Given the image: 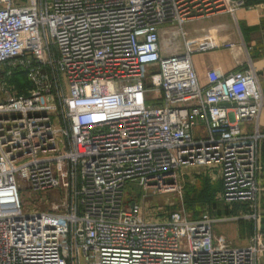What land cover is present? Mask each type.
Wrapping results in <instances>:
<instances>
[{
    "label": "built area",
    "instance_id": "1",
    "mask_svg": "<svg viewBox=\"0 0 264 264\" xmlns=\"http://www.w3.org/2000/svg\"><path fill=\"white\" fill-rule=\"evenodd\" d=\"M241 4L0 0V65L25 64L36 85L0 104V264H259L264 135L244 128L264 107L257 73L213 68L201 83L190 61L199 47L161 50L168 25L184 36V24ZM57 81L66 143L50 120L56 102L44 93ZM210 163L220 200L250 207L246 246L213 231L237 218L174 212L146 222L125 197L128 183L173 190L181 166ZM19 187L46 208L23 211Z\"/></svg>",
    "mask_w": 264,
    "mask_h": 264
},
{
    "label": "rangeland",
    "instance_id": "2",
    "mask_svg": "<svg viewBox=\"0 0 264 264\" xmlns=\"http://www.w3.org/2000/svg\"><path fill=\"white\" fill-rule=\"evenodd\" d=\"M27 1L15 0L17 4H25ZM34 83L29 77V69L25 64L20 65L19 61H13L7 65H0V104L19 96H29L35 90ZM64 90V82L61 86L57 81L56 86L47 87L44 93L50 94L56 102L57 110L50 115V120L54 127L60 130L58 133L60 141L66 143L65 132L68 127L61 112V95ZM254 130L255 127L250 129V131ZM17 183L21 185L18 179ZM220 193L219 171L211 163L181 166L177 171L175 190L171 192L143 189L130 183L124 189L126 199L135 201L141 206L143 219L146 222H164L174 212H180L190 219H197L203 215L237 218L216 223L213 231L217 237L223 236L228 244L237 247L246 246L253 226V222L245 218L250 213V207L246 204H224L220 200ZM19 196L23 211H30L33 207L42 210L46 208V205L39 204V198L32 196L25 187H19ZM262 243H264L263 232ZM259 264H264V253L259 255Z\"/></svg>",
    "mask_w": 264,
    "mask_h": 264
},
{
    "label": "crops",
    "instance_id": "3",
    "mask_svg": "<svg viewBox=\"0 0 264 264\" xmlns=\"http://www.w3.org/2000/svg\"><path fill=\"white\" fill-rule=\"evenodd\" d=\"M238 1L242 4L233 5L232 13L224 11L184 24V36L176 33V25H168L166 28L170 32L161 34V50L164 54L180 53L187 43L199 47V51L190 55V61L201 83L205 82L206 72L213 68L227 73L252 67L264 97V0H232V3ZM225 44L232 47H225ZM256 125L264 135V107L256 122L245 128L250 131ZM259 163V200L263 206L264 138L259 147Z\"/></svg>",
    "mask_w": 264,
    "mask_h": 264
},
{
    "label": "water",
    "instance_id": "4",
    "mask_svg": "<svg viewBox=\"0 0 264 264\" xmlns=\"http://www.w3.org/2000/svg\"><path fill=\"white\" fill-rule=\"evenodd\" d=\"M261 230L264 231V217L261 219Z\"/></svg>",
    "mask_w": 264,
    "mask_h": 264
},
{
    "label": "bare ground",
    "instance_id": "5",
    "mask_svg": "<svg viewBox=\"0 0 264 264\" xmlns=\"http://www.w3.org/2000/svg\"><path fill=\"white\" fill-rule=\"evenodd\" d=\"M175 189H173V190H168V191H162V192H170V191H174Z\"/></svg>",
    "mask_w": 264,
    "mask_h": 264
},
{
    "label": "trees",
    "instance_id": "6",
    "mask_svg": "<svg viewBox=\"0 0 264 264\" xmlns=\"http://www.w3.org/2000/svg\"><path fill=\"white\" fill-rule=\"evenodd\" d=\"M252 227V226H251ZM251 231H252V228H251Z\"/></svg>",
    "mask_w": 264,
    "mask_h": 264
}]
</instances>
